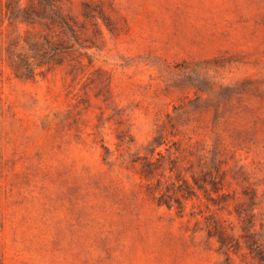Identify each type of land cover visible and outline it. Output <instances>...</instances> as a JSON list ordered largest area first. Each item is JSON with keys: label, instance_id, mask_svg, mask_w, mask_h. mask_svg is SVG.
<instances>
[{"label": "rangeland", "instance_id": "1", "mask_svg": "<svg viewBox=\"0 0 264 264\" xmlns=\"http://www.w3.org/2000/svg\"><path fill=\"white\" fill-rule=\"evenodd\" d=\"M60 1L72 31L0 27L60 48L0 57V264H252L264 0Z\"/></svg>", "mask_w": 264, "mask_h": 264}, {"label": "trees", "instance_id": "2", "mask_svg": "<svg viewBox=\"0 0 264 264\" xmlns=\"http://www.w3.org/2000/svg\"><path fill=\"white\" fill-rule=\"evenodd\" d=\"M0 0V27L5 20L10 25H26L34 28L66 27L72 31L74 20L63 13L60 0ZM41 33V31H39ZM34 33L27 29L24 33H8L5 45L0 47V57L7 61L13 73L19 77L32 78L43 74L52 64H56V54L59 52L58 43L47 36ZM4 32L1 31V35ZM47 67V69H45ZM201 90V89H200ZM247 251L244 253L252 258V264H264V242L249 234ZM221 246L229 252L234 246L227 237L220 238ZM239 245V243H237ZM240 246V245H239Z\"/></svg>", "mask_w": 264, "mask_h": 264}]
</instances>
